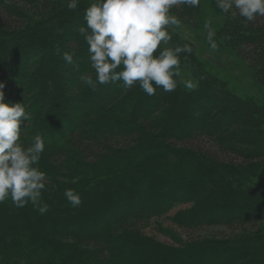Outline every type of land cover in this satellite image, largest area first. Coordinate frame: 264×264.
Wrapping results in <instances>:
<instances>
[{
  "label": "trees",
  "instance_id": "16d2710c",
  "mask_svg": "<svg viewBox=\"0 0 264 264\" xmlns=\"http://www.w3.org/2000/svg\"><path fill=\"white\" fill-rule=\"evenodd\" d=\"M89 5L79 0L70 11L66 0H0L4 102L16 98L29 114L23 147L36 135L44 140L35 167L46 174L49 206L41 215L31 203H0V264H264V234L193 239L172 251L140 233L179 205L187 208L167 217L187 236L203 227L243 232L264 221V104L209 75L193 43L178 34L172 41L192 48L181 55V74L196 78L194 90L181 87L183 77L175 91L153 96L122 82L86 87L80 77L95 74L78 27ZM179 7L178 18H200V6ZM212 30L264 86V17L247 22L221 12ZM65 51L75 53L73 65L62 60ZM48 81L59 89L39 93ZM46 97L55 102L43 117ZM66 189L80 196L79 207Z\"/></svg>",
  "mask_w": 264,
  "mask_h": 264
},
{
  "label": "clouds",
  "instance_id": "9594fccd",
  "mask_svg": "<svg viewBox=\"0 0 264 264\" xmlns=\"http://www.w3.org/2000/svg\"><path fill=\"white\" fill-rule=\"evenodd\" d=\"M79 0H66L70 11L77 9ZM201 0H90L85 9V24L78 27L88 46L90 67L95 74L80 77L86 87L122 82L124 90L133 86L148 96L157 89L171 93L181 77V54H191L188 44L172 45L171 27L180 20L171 14L174 7L198 8ZM224 13L235 12L242 20L254 21L264 17V0H215ZM206 41L212 50L218 45L211 22L205 21ZM59 52V48L57 49ZM72 52H63L62 60L74 64ZM186 58V57H185ZM188 90L197 86L191 79L182 81ZM4 83H0V203L11 200L15 207L31 203L41 215L49 210L42 201L46 174L38 165L45 143L40 135L33 137L30 147L20 143L21 125L28 121L24 103H5ZM76 180H73L75 183ZM64 195L73 208L82 203L73 189Z\"/></svg>",
  "mask_w": 264,
  "mask_h": 264
},
{
  "label": "rangeland",
  "instance_id": "374dc122",
  "mask_svg": "<svg viewBox=\"0 0 264 264\" xmlns=\"http://www.w3.org/2000/svg\"><path fill=\"white\" fill-rule=\"evenodd\" d=\"M179 10L180 7H174L171 10V14H178ZM221 12L222 11L216 6L215 0H201L199 8L201 19L198 18L193 20H185L180 19L177 17V15H175L180 20V26L171 27L169 29L170 33L171 35L178 34L182 38L186 39L188 42L193 43L196 49V55L199 60L206 65L205 70L208 71V74L212 75L213 77L220 78L222 79V81H225L227 83V87L237 97H240L242 99L250 97L256 98L260 101V103L264 104V86L258 85L256 81L257 78L253 75L252 69L249 67L248 61L240 57V55H238L237 52L234 51L236 50L234 48H229L226 45L220 46L219 44H217L218 47L215 50H212L206 41L207 30L205 28H201L204 27V24L201 22L205 23V21H210L212 27L219 23ZM171 44L176 45L173 41L171 42ZM50 71L53 75H55L51 68ZM185 73L181 74V77L183 78L180 79H191L198 87L199 83H197L196 78L194 76H192V78L188 74L185 75ZM2 81L3 78L0 75V82ZM179 82L181 83V85H183L181 81ZM8 83L11 84V81H8ZM41 85L42 86L39 88V93L40 90L43 91L42 87L49 89V91L59 89L58 84H55L54 82H42ZM181 87H184V85ZM11 100L12 103H18L16 98H11ZM45 100L47 105L46 107L48 109L46 108L45 111H42L43 117L48 112H50V107H48V104L55 102L52 101L50 97H46ZM40 101H42L43 103L42 96L40 97ZM245 110V108H240V111ZM249 122L251 123V121ZM260 122L261 124L259 125V127L262 125V128L264 129V118H261ZM31 124V119H28V121H25L21 125L24 126V131L22 130L24 134L28 133V131L33 127V125ZM251 125L253 129H255V127L257 126L255 125L254 121H252ZM185 208H187V205H179L175 207L173 210L169 211L165 217L152 220L149 226L144 227L140 230V233L144 238L166 245L168 249L172 251H180L182 250V248L184 249L185 246H181L180 243L184 244L186 243V241H190L193 239H197L201 243H223L225 241H228L229 239H235L239 236L257 235L258 233L264 234V221H262L253 230L247 229L243 232L239 231L236 233H229L223 227H203L198 230L199 233H196L192 236H187L182 229L174 225L167 217L173 215L174 212ZM161 229H163L162 232ZM250 261V264H253V261ZM176 264L179 263L177 262Z\"/></svg>",
  "mask_w": 264,
  "mask_h": 264
}]
</instances>
